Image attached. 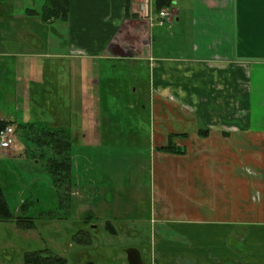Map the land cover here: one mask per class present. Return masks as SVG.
<instances>
[{
  "label": "crops",
  "instance_id": "obj_1",
  "mask_svg": "<svg viewBox=\"0 0 264 264\" xmlns=\"http://www.w3.org/2000/svg\"><path fill=\"white\" fill-rule=\"evenodd\" d=\"M10 1L20 13L4 18L0 1V122L13 127L15 147L0 149V171L13 173L9 162L22 156L17 131L42 169L54 151L37 142L41 129L68 135L76 124V138L95 144L107 131L88 67L147 65L151 264H264V0H166L159 27L178 28L176 45L189 50L180 60L154 57V26L131 0L133 16L127 0H69L67 22L42 21L35 0ZM63 59L76 67L60 69ZM170 137L183 155L157 151ZM130 252L141 262L138 246Z\"/></svg>",
  "mask_w": 264,
  "mask_h": 264
},
{
  "label": "rangeland",
  "instance_id": "obj_2",
  "mask_svg": "<svg viewBox=\"0 0 264 264\" xmlns=\"http://www.w3.org/2000/svg\"><path fill=\"white\" fill-rule=\"evenodd\" d=\"M0 1L8 11L4 18L20 13L15 11L14 1ZM35 2L41 8L44 0ZM153 26L158 42L151 47L155 58H188L189 50L176 45L177 27ZM56 61L50 59L49 64ZM74 65L76 60L63 59L58 67L65 70ZM88 69L91 85L102 100L95 109L96 121L100 120L107 133L101 131L95 144H85L76 138V124L72 126L68 133L70 189L66 191L53 184L47 168L30 166L28 149L35 143L16 132L22 156L9 162L13 173L1 168L0 188L15 215L33 217L35 226L25 230L18 228L16 220L0 222V264H23L25 253L36 251L63 257L66 264H129V246L139 247L143 264L151 262L158 226L150 221V210H154L148 121L150 69L114 61H96ZM195 173L201 174L200 165ZM89 193L96 203L93 206Z\"/></svg>",
  "mask_w": 264,
  "mask_h": 264
},
{
  "label": "trees",
  "instance_id": "obj_3",
  "mask_svg": "<svg viewBox=\"0 0 264 264\" xmlns=\"http://www.w3.org/2000/svg\"><path fill=\"white\" fill-rule=\"evenodd\" d=\"M169 5L166 0H156L155 10L158 11L161 8ZM126 15L133 16L129 9V0L125 6ZM69 17V0H44L42 9L40 11V18L42 21H54L60 20L67 22ZM135 94V93H134ZM102 101V100H101ZM9 123L0 122V129ZM203 134V133H202ZM37 142L43 145L51 146L54 151V157L47 160L46 168L49 173L53 184L56 187H63L68 190L70 188V148L71 142L66 134L61 129L50 130L47 128L41 129L37 136ZM159 152L183 155L185 150L176 146L172 137L167 140V144L164 147L157 149ZM16 220L18 228L20 229H33L35 224L33 217H19L9 208L7 201L0 188V222H10ZM23 264H66V260L62 257L48 255L45 251H36L27 253L24 255Z\"/></svg>",
  "mask_w": 264,
  "mask_h": 264
},
{
  "label": "built area",
  "instance_id": "obj_4",
  "mask_svg": "<svg viewBox=\"0 0 264 264\" xmlns=\"http://www.w3.org/2000/svg\"><path fill=\"white\" fill-rule=\"evenodd\" d=\"M140 18L147 19L150 23L163 26L168 20V12L161 8L155 10L154 0H131ZM15 147L14 129L11 125H6L0 129V149L9 150Z\"/></svg>",
  "mask_w": 264,
  "mask_h": 264
},
{
  "label": "flooded vegetation",
  "instance_id": "obj_5",
  "mask_svg": "<svg viewBox=\"0 0 264 264\" xmlns=\"http://www.w3.org/2000/svg\"><path fill=\"white\" fill-rule=\"evenodd\" d=\"M62 188H65V186H63ZM69 189H70V188H68V190H66V191H69ZM33 229H34V228H33ZM29 230H31V229H29ZM31 253H32V252H31ZM45 253H46V252H45ZM25 254H27V253H25ZM46 254H48V255H52V254H49V253H46ZM53 256H56V255H53ZM127 256H128L129 264H143L142 259H141V262L138 261V257H137V255H136L135 252H130V253L127 254ZM57 257H59V256H57ZM23 258H24V256H23ZM62 258H63V257H62ZM150 264H151V262H150Z\"/></svg>",
  "mask_w": 264,
  "mask_h": 264
},
{
  "label": "clouds",
  "instance_id": "obj_6",
  "mask_svg": "<svg viewBox=\"0 0 264 264\" xmlns=\"http://www.w3.org/2000/svg\"><path fill=\"white\" fill-rule=\"evenodd\" d=\"M249 172H251V169H248Z\"/></svg>",
  "mask_w": 264,
  "mask_h": 264
}]
</instances>
